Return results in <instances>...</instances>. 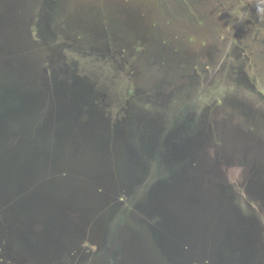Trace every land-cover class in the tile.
<instances>
[{"label": "rangeland", "instance_id": "obj_1", "mask_svg": "<svg viewBox=\"0 0 264 264\" xmlns=\"http://www.w3.org/2000/svg\"><path fill=\"white\" fill-rule=\"evenodd\" d=\"M24 1L30 8L40 5L46 9L48 4L47 0ZM55 1L56 13L48 27L54 34L57 58L68 67L66 82L59 84L67 88L78 81L86 91L83 96L89 97L90 92L95 103L91 97L88 102L92 105L82 103L83 97L72 100L65 89L64 93L60 88L51 90L48 83L52 78L57 80V67L48 68L47 84L41 82L38 76L49 64V51L37 48L30 52L25 46L22 52L37 55L38 62L25 63L21 73L38 77L34 86L37 97L17 111L5 112L12 137L5 140L8 143L2 149L13 148V153L0 155V160L9 164L11 156L13 161L26 162L18 152L35 145L34 135L41 124L51 123L55 115L69 122L72 130L62 134L65 144L56 149L75 158L87 155V169L55 173L63 178L69 175L77 182L68 184L70 188L48 184L42 197L44 200L53 190L62 197L71 192L83 197L81 211L63 210L65 222L75 220L71 231L86 225V211L82 210L92 209V200L99 199L103 204L100 212H106L107 205L119 202V196L121 204L114 215L121 210L124 215L135 213L137 198L127 192L131 173L124 170L120 176L115 174L117 180H110L105 165L94 159H106L109 169L117 160L122 168L131 162L133 147L135 155L147 160L148 179L155 182L168 178L164 159L182 152L186 155L193 144L182 171L183 187L174 193L182 204L166 199L163 205L182 207L184 219L201 227L202 242L207 244L196 245L190 264H239L230 258L236 255L230 242L220 248L221 256L215 251V243L222 239L215 233L214 222L221 217L229 225L239 221V216L252 226L249 235L261 250L258 263L264 264V43L260 36L264 32V0ZM11 4L12 0L7 5L0 3V11H10ZM233 33L238 36L232 37ZM14 54L8 51L5 57ZM184 74L188 76L180 78ZM30 119L34 122L29 123ZM113 138L117 142L106 145ZM100 145H105V153L99 152ZM54 150L51 146L52 153ZM165 151L166 157L157 156ZM55 174L42 176L51 180ZM76 175L83 177L77 180ZM33 185L30 188L36 187ZM20 188L15 185L14 191ZM26 192L8 200L0 198V264H106L100 252L111 238L96 224L79 237L63 231L57 235L56 227L62 225L50 226L54 220L45 219L46 214L36 216L32 230L47 229L43 226L46 222L56 242L68 240L60 245L63 248L52 245L50 256L37 255L32 249L24 251L10 242L8 205L19 202ZM39 207L58 213L59 202L55 205L44 200ZM195 208L198 215L193 222ZM145 219L155 223L158 216L146 215ZM126 221L131 222V217ZM248 254L252 255L251 250Z\"/></svg>", "mask_w": 264, "mask_h": 264}, {"label": "water", "instance_id": "obj_2", "mask_svg": "<svg viewBox=\"0 0 264 264\" xmlns=\"http://www.w3.org/2000/svg\"><path fill=\"white\" fill-rule=\"evenodd\" d=\"M9 1L11 0H0V3L7 5ZM9 17L12 18L11 22L6 21ZM0 22L4 25L0 30V50L15 53L14 56L0 58V155H10L13 153V148L7 150L2 149V147L8 143L5 140L8 137H12V134L10 133V121L9 118L4 117L5 112L8 110L17 111L19 108H22L26 102H30L32 99L34 101L36 100L37 90L34 86L38 83L37 78L39 77L41 82L45 81L46 84L48 83V76L45 70H48V68L54 69L55 67H62L66 69L64 70L66 74L68 67L65 63H55L51 61L47 67L43 68L44 74L40 70L41 76H24L21 73L24 64L37 61V55H25L24 52H22V49L27 45V42L14 29L16 20L11 11H0ZM71 72H75V69ZM65 78L66 77L64 76H58L57 80L53 78V82L50 83L49 81V86H47L51 87V90L60 88V90H63V93L65 90H68L72 97H74L72 100L84 98L85 101L82 103L92 105L88 102L89 97L85 98L86 91L84 90L83 84H79L78 81H74L67 88L60 86L61 84L59 83L61 81L66 82ZM92 102L95 103L94 101ZM31 105L32 104H29V109ZM33 122L34 120H29V123ZM37 130L38 132L34 135L33 144L35 145H32L33 148L31 146L30 149L26 148V150L23 149L19 152L17 150L20 156L24 157L26 162H22L18 159L13 161L11 156L8 157L9 159L7 160L9 164H4V161L0 160V198H3L2 200H8L12 195H16L20 191H28V193L26 192L25 195H22L23 198L19 202L8 205V221L10 224L8 237L11 239L10 242L15 243V245L18 244V246L24 251L25 249H32L31 251L36 252L37 255L41 254V256H43L47 253L49 254L48 256H50L54 251L52 245H58V247L63 248L60 245H65L63 242H68V240L56 242L53 239L54 236L50 235L51 231L47 230H50L49 225H62L59 228L56 227L57 230L55 232L57 235L59 232L63 231L68 232L71 236L76 235V237H79L80 234H83L84 230L88 229L87 227L96 224L103 228L106 237L107 234H109V237L111 238L109 246H105L100 252V255L106 261V264H137L139 261L142 264L191 263L192 257L190 256L192 255L191 253H193L192 251L197 247V244L199 246L202 242L200 236L201 227L199 226V223L196 222L198 208H195L196 214H192L191 216L192 219L194 218L193 222L195 221L196 223H192L184 219L182 207H163V205L165 204L166 199L170 203L182 204L181 199L179 200L174 193L176 189L181 192L182 185L180 181L183 177L182 171L186 167L185 163L187 162L188 156H190V148H192L193 144L187 151H185L186 155L182 152L181 155L178 153L174 158H167V160L165 158V162L163 161V163L168 170V178L165 180H157L155 182L148 179L149 167L147 160L143 156L138 157L137 154L135 155L133 147L132 150L134 154H132L131 162L128 161L129 163H124L122 168L117 160H115V167L109 169L105 163L106 159L93 158L96 163L101 162V166L102 164L105 165L106 170L110 173L108 175L110 180H117L118 177L116 175H118V172V176H120V172L124 170H127L128 174L131 173V186H129L128 191L125 190L133 193V196H136L137 198V201L133 203L135 213L134 215L129 213L124 215V211L121 210L120 214L114 215V211L118 208L121 202H118L115 205H107L109 210L106 212H100L103 205L102 202L99 199L92 200L89 202L91 203V207L89 208L92 209L86 208L82 210L86 211V225L81 226L80 229H73L70 231V227L72 226L71 223H74L75 220L72 221V219H70L65 222L66 217L62 214L63 210L67 211L70 209L74 212L77 210L81 211L80 207L82 209L85 207V205L82 204L84 202L81 201L83 200V197H80L78 192H71L70 196L62 197L58 196V192L56 191L55 194L52 189L53 191L50 192L44 200L46 203L51 202L55 205L59 202L58 213H53L52 209L51 213L46 210H41L39 206L44 203L42 194L45 193V187H47L48 184H60V187L63 188H70L72 185L68 184H72V182L76 184L77 181H72L69 175L68 177L63 178L56 174H59L63 169L66 171L75 168H77V170L87 169V166H84V159L87 158V155L75 158L74 156H71V154L68 155V153H63L64 151L61 152V150L58 151L56 149L57 145L65 144L66 139H64V137L66 136H63L62 134H69L68 132L72 130L71 124H69V122H64L62 116L55 115L51 123L45 125L41 124V128H37ZM81 130L85 131L86 129ZM125 133L126 137L129 138L127 130H125ZM37 137L38 139H36ZM28 144L31 145L29 139ZM109 144L110 142L106 145ZM41 145L52 146L55 149L54 153L51 152V148H42ZM132 145L133 144H131V146ZM104 147L105 145H100V148L102 149L99 152L105 153ZM22 152L24 156L22 155ZM158 154L159 155L157 156L159 158L163 156L166 157V151L165 153L160 152ZM50 155H52V157H50ZM49 161H51V166H47ZM10 165L14 166L9 167ZM48 172H52L53 174L56 173L51 180H46L42 176ZM79 177L83 176L76 175L75 178L78 180ZM41 179H43V181H41ZM80 182L83 183V181ZM33 184H36V187L30 188ZM15 185L21 187L17 193L14 191ZM191 209L194 208H190V210ZM232 212L233 210H231V213ZM45 214L47 215L45 219H51L54 221H51L49 225H46L48 223L43 222V226H46L47 229H43L39 232L32 230V225L36 216L40 217V215L43 216ZM146 215H153V217L158 216V221L156 220L155 223L148 222L145 219ZM127 217H131L132 221L127 222ZM218 220L219 221L214 218L217 231L215 233L220 237L219 239L222 240H218L219 242L215 243V251L218 250L219 253L220 248H224V246L230 242L229 244H232L235 251L234 253H236L235 256L230 257L233 261L237 260L239 264H259L258 259L261 250L249 235V229L252 226L240 216L239 221L232 222L229 225H226L228 221L224 222L221 217H219ZM226 229H228V231L224 233L223 230ZM74 231L75 233L72 234ZM89 231L91 232V228ZM202 243L204 245L207 244L204 242ZM187 244L191 245V247L194 245V247L188 249L185 247ZM250 250L252 255L248 254ZM221 255L222 253L218 254V256ZM232 255H234L233 252Z\"/></svg>", "mask_w": 264, "mask_h": 264}, {"label": "trees", "instance_id": "obj_3", "mask_svg": "<svg viewBox=\"0 0 264 264\" xmlns=\"http://www.w3.org/2000/svg\"><path fill=\"white\" fill-rule=\"evenodd\" d=\"M12 3L9 9L16 20L14 29L27 42L26 49L30 52L37 51V48L40 50H48L49 55H47L46 58L47 61L50 62L48 58L56 53L57 47L54 34L50 31L48 24L51 23L56 13L54 5L57 2L55 0H47L48 4H46V9L40 5L30 8L24 0H12ZM3 27V23L0 22V30ZM6 53L7 51L0 50V58H5ZM119 195H121V193ZM121 196L123 197V193ZM118 197L117 201L120 202V198Z\"/></svg>", "mask_w": 264, "mask_h": 264}, {"label": "flooded vegetation", "instance_id": "obj_4", "mask_svg": "<svg viewBox=\"0 0 264 264\" xmlns=\"http://www.w3.org/2000/svg\"><path fill=\"white\" fill-rule=\"evenodd\" d=\"M264 31V30H263ZM236 36H238L236 33H233L232 34V37H236ZM260 36H262V38H261V40L263 41V43H264V32L263 33H261L260 34ZM263 47V49H264V45L262 46ZM91 51H89V53H90ZM58 57V53H55L53 56H49V60H50V62L51 61H53V62H55V63H59L60 62V59H58L57 58ZM58 65V64H57ZM64 70H66L65 68H62V67H58V72H59V76L60 77H63L64 75H65V72H64ZM54 71H56V70H54ZM206 71H208V70H206ZM45 72H46V74H48L47 73V70H45ZM186 76H188V75H181L180 76V78H184V77H186ZM67 78L68 77H66L65 78V80H67ZM51 82H53V78L50 80V83ZM90 90V89H89ZM91 97V101H93V95H91V93H89V98ZM149 130H147V132H146V134L144 135V138H142V139H144L145 140V138H146V136L149 134V132H148ZM117 142V139L116 138H113V140H110V144H112V143H114L115 141ZM138 140H141V139H139V137H138ZM41 147L42 148H45V146H43V145H41ZM49 149L51 148V146H49L48 147ZM249 175H250V173H249Z\"/></svg>", "mask_w": 264, "mask_h": 264}]
</instances>
